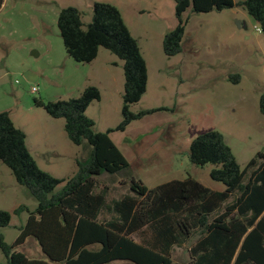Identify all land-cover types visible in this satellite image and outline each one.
Instances as JSON below:
<instances>
[{
	"label": "rangeland",
	"instance_id": "obj_1",
	"mask_svg": "<svg viewBox=\"0 0 264 264\" xmlns=\"http://www.w3.org/2000/svg\"><path fill=\"white\" fill-rule=\"evenodd\" d=\"M98 2L120 9L148 64V89L131 107L132 112H155L134 121L124 132L110 134L129 168L99 177L97 192H107L111 203L131 194L133 178L150 189L192 178L212 190H226L211 177L214 165L193 164L188 151L198 136L217 131L224 135L243 169L258 154H264V114L260 109L264 36L241 7L208 14L189 9L183 51L169 57L163 42L178 25L175 0H11L0 17V113L9 112L26 133L27 146L39 167L65 180L55 190L60 192L77 173V162L90 157L92 147L88 142L73 144L65 131V120L54 119L35 100H68L96 86L102 99L87 110L96 122V131L116 129L123 121L125 76L117 56L101 48L93 65L77 63L68 55L56 60L59 53L67 54L58 27L60 11L77 8L87 29ZM100 72L107 76L106 83H101ZM235 76L240 77L239 83L233 81ZM62 80L72 87L61 85ZM20 206L29 211L15 214ZM38 206L37 199L0 162V210L13 215L11 224L1 230L8 244L15 243L29 213ZM194 240L175 248L174 264L188 262ZM17 251L29 259L46 260L34 238ZM7 262L0 249V263Z\"/></svg>",
	"mask_w": 264,
	"mask_h": 264
},
{
	"label": "trees",
	"instance_id": "obj_2",
	"mask_svg": "<svg viewBox=\"0 0 264 264\" xmlns=\"http://www.w3.org/2000/svg\"><path fill=\"white\" fill-rule=\"evenodd\" d=\"M5 0H0V11ZM177 27L163 42L167 56L183 51L189 18L185 13L208 14L241 7L259 26L264 36V0H175ZM58 27L68 55L77 63L91 64L104 48L123 62L125 85L123 121L116 129L97 132L87 110L102 93L87 87L79 97L68 100H35L54 119L65 120V131L73 144L92 147L90 157L78 161V171L65 182L42 170L27 146L26 133L18 128L9 112L0 113V162L17 183L27 188L39 206L12 245L1 230L13 215L0 210V249L6 264H174L173 252L189 241L186 264H264V154L243 169L223 134L217 131L198 136L188 151L197 166L214 165L211 177L226 190H212L189 178L174 180L150 189L132 179L131 194L108 202L107 192H97L98 178L129 168V162L110 137L124 132L134 121L155 110L134 113L148 89V64L137 39L120 9L95 3L93 21L85 29L81 12L63 8ZM235 83L240 77L233 78ZM264 114V94L260 100ZM29 211L20 206L15 214ZM29 238L38 241L46 260L29 259L17 248ZM2 264V263H0Z\"/></svg>",
	"mask_w": 264,
	"mask_h": 264
},
{
	"label": "crops",
	"instance_id": "obj_3",
	"mask_svg": "<svg viewBox=\"0 0 264 264\" xmlns=\"http://www.w3.org/2000/svg\"><path fill=\"white\" fill-rule=\"evenodd\" d=\"M10 1L11 0H5V3H4V5H3V7H2V9H1V11H0V17L3 15V13H4V11L8 8V5H9V3H10ZM235 2H236V0H235ZM236 3H238V2H236ZM67 52V51H66ZM37 53V52H36ZM38 54V53H37ZM68 55V53L67 54H65V52H61V53H59V55H58V57L56 58V60H58L59 58H61V60H64V59H66L65 57ZM69 56V55H68ZM70 57V56H69ZM98 59V58H97ZM97 59L93 62V63H95L96 61H97ZM69 60H68V58H67V62H68ZM70 63V62H69ZM93 63H91V65H93ZM107 71H108V69H106ZM99 79H100V81H101V83L103 84V83H106L107 82V76H104L103 74H102V72H100L99 73ZM55 83H57V82H55ZM61 85H67V88L69 89V88H71L72 87V84L71 83H65L63 80L61 81V82H59ZM78 96H80V95H78ZM27 242V241H26ZM40 249H41V247H40Z\"/></svg>",
	"mask_w": 264,
	"mask_h": 264
},
{
	"label": "water",
	"instance_id": "obj_4",
	"mask_svg": "<svg viewBox=\"0 0 264 264\" xmlns=\"http://www.w3.org/2000/svg\"><path fill=\"white\" fill-rule=\"evenodd\" d=\"M239 24H240V22H238V26H240ZM33 55L37 56L38 54L36 52H34ZM54 264H61V263H54Z\"/></svg>",
	"mask_w": 264,
	"mask_h": 264
},
{
	"label": "built area",
	"instance_id": "obj_5",
	"mask_svg": "<svg viewBox=\"0 0 264 264\" xmlns=\"http://www.w3.org/2000/svg\"><path fill=\"white\" fill-rule=\"evenodd\" d=\"M259 29H260V28H259ZM260 32H261V29H260ZM36 91H37V90L34 88V89H33V92H36Z\"/></svg>",
	"mask_w": 264,
	"mask_h": 264
}]
</instances>
